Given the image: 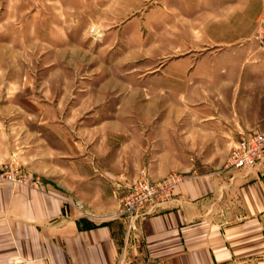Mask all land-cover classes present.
<instances>
[{"label":"rangeland","instance_id":"374dc122","mask_svg":"<svg viewBox=\"0 0 264 264\" xmlns=\"http://www.w3.org/2000/svg\"><path fill=\"white\" fill-rule=\"evenodd\" d=\"M263 79L264 0H0V173L116 218L141 170L222 167Z\"/></svg>","mask_w":264,"mask_h":264},{"label":"crops","instance_id":"0c3cea01","mask_svg":"<svg viewBox=\"0 0 264 264\" xmlns=\"http://www.w3.org/2000/svg\"><path fill=\"white\" fill-rule=\"evenodd\" d=\"M262 114L232 120L219 135L236 134L233 144L242 132L264 133ZM193 149L206 155L204 145ZM202 167L189 165L171 197L142 207L128 237L122 216L95 213L117 204L94 208L60 183L0 180V264H116L124 245V264H264V163L249 171Z\"/></svg>","mask_w":264,"mask_h":264},{"label":"built area","instance_id":"2783aa9c","mask_svg":"<svg viewBox=\"0 0 264 264\" xmlns=\"http://www.w3.org/2000/svg\"><path fill=\"white\" fill-rule=\"evenodd\" d=\"M264 163V133L258 130L242 132L231 145L225 167L249 171ZM0 178L13 183H27L37 186V178H29L21 171L5 170ZM183 176L169 174L166 177L151 179L145 170H141L137 178L127 187L120 197V209L116 215L122 216L126 222V237L135 229V220L139 210L147 204L156 203L171 197L174 186ZM126 246L122 248L121 255L116 264L125 263ZM141 264H167L162 260H145Z\"/></svg>","mask_w":264,"mask_h":264}]
</instances>
